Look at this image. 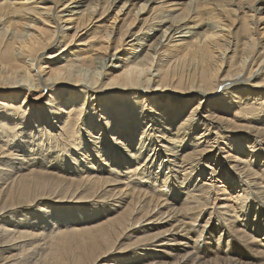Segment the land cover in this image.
I'll list each match as a JSON object with an SVG mask.
<instances>
[{
	"label": "bare ground",
	"instance_id": "6f19581e",
	"mask_svg": "<svg viewBox=\"0 0 264 264\" xmlns=\"http://www.w3.org/2000/svg\"><path fill=\"white\" fill-rule=\"evenodd\" d=\"M261 36L264 0H0V264H264Z\"/></svg>",
	"mask_w": 264,
	"mask_h": 264
},
{
	"label": "rangeland",
	"instance_id": "374dc122",
	"mask_svg": "<svg viewBox=\"0 0 264 264\" xmlns=\"http://www.w3.org/2000/svg\"><path fill=\"white\" fill-rule=\"evenodd\" d=\"M74 1V4H75V2H77V1H79V0H73ZM74 5H71L70 7H73ZM62 9V7H60L58 10H61ZM176 10L177 9H179V7L178 8H175ZM175 9H174V11H175ZM171 11L173 10V9H170ZM63 23V22H62ZM258 31H263V26H259L258 27V29H257ZM84 33V32H83ZM83 33H80L79 35H78V37L79 36H81ZM261 38V40L264 42V37L263 36H261L260 37ZM261 41V42H262ZM119 52L121 51V48L118 50ZM109 53V50L106 52V54H108ZM111 53H113L112 51H111ZM225 55H226V53H225ZM224 55V56H225ZM224 67V63L222 64V67L221 68H223ZM256 69H257V67L255 68V71H256ZM18 85H25L26 86V83H23V82H21V81H19L18 82ZM47 97V96H46ZM46 97L43 99V102H45V100H46ZM35 107L36 106H38L39 105V102L38 103H35V104H33ZM35 114H38L39 116H40V119H42L41 120V123H40V125H42L40 128H39V130L41 129V128H44V125L46 124L47 125V123H46V121H48V128L50 129V128H52V127H54L55 129H56V127H58V124L56 123L57 121L56 120H53L52 119V117H49V112L48 111H43V114H41L39 111H36L35 112ZM264 115V114H263ZM261 117V116H260ZM259 117V118H260ZM52 120V122H51V120ZM256 121H258V120H256ZM45 125V126H46ZM53 129V128H52ZM29 139H31V138H29V137H27V136H23V142L27 145V146H31V147H33V145H34V143H30V141H28ZM151 139H153V136H151ZM34 141H35V138H34ZM26 142H28V144L26 143ZM78 156H80L81 154L80 153H76ZM78 156H75L74 157V159H76L77 161H78V159H80V157H78ZM36 158V160H33V162L34 163H36L37 162V164L38 165H40V163H41V160H40V158L38 157V155L35 157ZM82 160V159H81ZM89 160H91V158H89ZM262 160V159H261ZM86 161L84 162V163H81V167H83L84 169L85 168H89L90 169V165H86ZM253 164H255V162H254V160H253ZM95 165V164H94ZM107 167L106 166H103L102 167V170L100 171L99 169H100V167L95 171V172H93V174H97V173H100L101 174V176L102 177H111L112 175H106V171H107V169H106ZM112 177H114V176H112ZM51 213V209H49L48 211H47V214H50ZM32 222H34V221H32ZM260 224V227L262 228V231L258 234L257 232H256V230L255 229H253V228H249V229H247V231H249V232H251V233H253L254 235H255V239H258V240H262V238H263V236H264V226L262 225V223L260 222L259 223ZM49 225H52V224H49ZM142 225L143 224H141L139 227H137V228H135L134 229V231H131V236H130V238L129 239H127V240H124V241H122L121 242V244H122V247H126L127 245H129V244H131L132 245V242L134 241V238L136 237V236H138V235H141L142 234V231L143 232H145V231H147V228H149L150 226H143L142 227ZM42 225L40 224V223H38V227L40 228ZM233 226V225H232ZM49 227V226H48ZM168 226H167V224H163L162 226H160V228L159 229H161V230H163L164 228L166 229ZM150 229H151V231L152 232H155L158 228H157V226L156 227H153V229H152V227H150L149 229H148V232H151L150 231ZM141 232V233H140ZM137 233H140V234H137ZM216 236V235H215ZM253 246V245H252ZM223 247V246H222ZM225 247V246H224ZM214 248H216V247H214ZM258 251V250H257ZM131 252H126V254H124L123 256H128L129 254H130ZM252 254L254 255L255 254V252H252ZM250 258V257H249ZM248 258V259H249ZM251 259V258H250ZM106 261V260H105ZM243 262L244 263H248L249 264V261H247V260H243Z\"/></svg>",
	"mask_w": 264,
	"mask_h": 264
}]
</instances>
